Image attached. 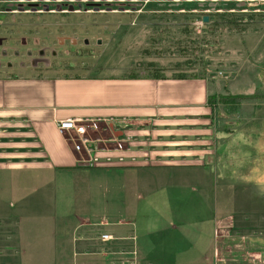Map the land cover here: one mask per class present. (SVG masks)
Masks as SVG:
<instances>
[{
  "label": "crops",
  "instance_id": "1",
  "mask_svg": "<svg viewBox=\"0 0 264 264\" xmlns=\"http://www.w3.org/2000/svg\"><path fill=\"white\" fill-rule=\"evenodd\" d=\"M218 86L213 77L130 76L115 67L68 76L0 74V163L7 166L0 172L178 173V189L198 193L174 207L164 202L154 227L149 217L139 227L140 210L157 207L141 192L136 211L123 202L115 214H78L72 233L38 252L49 256L39 264H264V193L240 210L224 209L217 194L234 187L264 192V101L252 114L224 120ZM67 118L112 120L128 147L110 162L80 166L58 127ZM178 205L190 208L193 222L173 209ZM122 232L134 239L125 260L111 246ZM19 240L17 253L27 255Z\"/></svg>",
  "mask_w": 264,
  "mask_h": 264
},
{
  "label": "rangeland",
  "instance_id": "2",
  "mask_svg": "<svg viewBox=\"0 0 264 264\" xmlns=\"http://www.w3.org/2000/svg\"><path fill=\"white\" fill-rule=\"evenodd\" d=\"M58 6L90 11L52 12ZM34 8L51 10L26 13ZM263 29L264 0H0V74L68 76L115 67L137 76L213 77L226 120L242 111L252 114L264 101ZM60 37L76 42L61 44ZM5 166L0 163V169ZM90 172H0V264H39L49 256L38 252L55 236L72 233L78 214H115L123 202L136 211L139 192L157 205L140 210L139 227L148 217L156 226L155 213L165 210L164 202L174 207L198 194L178 189V173ZM185 180L191 183L189 176ZM257 193L264 192L243 187L217 192L224 209L236 210ZM173 209L193 222L190 208ZM115 235L111 246L125 260L134 239L127 232ZM20 236L27 255L17 253Z\"/></svg>",
  "mask_w": 264,
  "mask_h": 264
},
{
  "label": "built area",
  "instance_id": "3",
  "mask_svg": "<svg viewBox=\"0 0 264 264\" xmlns=\"http://www.w3.org/2000/svg\"><path fill=\"white\" fill-rule=\"evenodd\" d=\"M58 127L79 155L78 160L91 166L101 164L103 161H112L115 154H121L128 147L123 127L112 120L67 118L58 120ZM117 158L122 161L124 156L118 155ZM101 236L104 240L112 238L108 233ZM262 262L264 263V250Z\"/></svg>",
  "mask_w": 264,
  "mask_h": 264
},
{
  "label": "flooded vegetation",
  "instance_id": "4",
  "mask_svg": "<svg viewBox=\"0 0 264 264\" xmlns=\"http://www.w3.org/2000/svg\"><path fill=\"white\" fill-rule=\"evenodd\" d=\"M94 9H96V10H94V11H99L100 9H99V7H96V8H94ZM51 9H45V10H39V9H33V10H29V11H26V13L27 12H31V13H40V12H44V13H46V12H49ZM88 11H90L88 8H81V7H79V8H75V7H73V6H70V7H68V8H66V7H61V6H58L57 7V9H53L52 10V12H57V13H88ZM21 12V11H20ZM23 12V11H22ZM71 37V36H70ZM70 37H67V38H64V37H60V39H59V42L61 43V44H65V42L68 40H70L72 43L74 42H76L75 41V39L74 38H70ZM86 42H88V40L86 39ZM3 43V39H2V37H0V44H2Z\"/></svg>",
  "mask_w": 264,
  "mask_h": 264
},
{
  "label": "water",
  "instance_id": "5",
  "mask_svg": "<svg viewBox=\"0 0 264 264\" xmlns=\"http://www.w3.org/2000/svg\"><path fill=\"white\" fill-rule=\"evenodd\" d=\"M204 20H208V17L206 16V17L204 18ZM79 165H80V166H90V165H89L88 163H86V162H80Z\"/></svg>",
  "mask_w": 264,
  "mask_h": 264
},
{
  "label": "trees",
  "instance_id": "6",
  "mask_svg": "<svg viewBox=\"0 0 264 264\" xmlns=\"http://www.w3.org/2000/svg\"><path fill=\"white\" fill-rule=\"evenodd\" d=\"M180 76H185L184 74H179ZM130 76H137V75H130ZM153 76H157V77H159V76H163V75H153Z\"/></svg>",
  "mask_w": 264,
  "mask_h": 264
}]
</instances>
